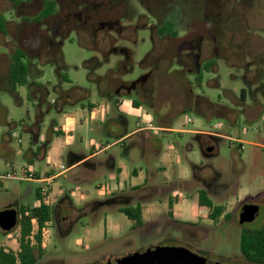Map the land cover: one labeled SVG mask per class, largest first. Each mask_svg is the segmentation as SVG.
<instances>
[{
    "label": "rangeland",
    "instance_id": "374dc122",
    "mask_svg": "<svg viewBox=\"0 0 264 264\" xmlns=\"http://www.w3.org/2000/svg\"><path fill=\"white\" fill-rule=\"evenodd\" d=\"M64 11L71 0H56ZM80 2V0H76ZM205 1L219 6L216 17L220 23V33L227 35L224 49L228 50L231 59L219 62L213 79H217L219 87L213 83H202L194 93L208 101H200L207 117L193 113H181L171 119L169 128L176 131L209 132L221 136L214 145L213 154L205 157L200 149L197 135L178 132H148L150 148L141 151L137 147L130 148L134 142H141L139 135L130 139L118 140L125 132H131L145 125L137 115L124 116L126 126H114L112 120H117L119 114L112 107L111 113L90 115L88 103L102 99L97 95L96 76H103L108 68H112L114 57L110 64L104 63L106 49H95L94 41L84 42L75 32H70L61 40L59 53L61 75L56 67L51 65L50 58H44L39 63L40 71L36 83L41 85L44 102H38L27 95L24 87L14 88L8 81L3 66L0 65V145L5 142L8 150L0 148V174H13L21 177V167L24 163V153L32 150L35 154L42 153V146L48 140L46 155L49 154V167L53 173H58L59 165L69 167V154L87 156L92 146L105 147V153L94 161H103L112 156L117 166L121 165L127 180L124 183L126 193L133 192L129 187L139 185L138 199L129 207L136 206V201L147 202L152 214L145 217L141 228H134L133 222L119 213L124 207L121 202L114 201L107 194L115 182L105 169L99 168L93 177H84L83 166L71 167L51 185V204L66 200L71 209L63 211V216L69 218L65 229L60 232L49 222L45 236V254L47 258L58 259L61 264H97L113 261L118 258L142 252L157 246L177 244L182 239L181 233L189 232L195 237L190 244L196 249L207 250L214 257L236 259L240 258L239 235L242 228L259 229L264 219V0H157L159 9L163 6L173 7L183 15L201 16L206 12ZM27 2V1H26ZM99 1L96 4L99 6ZM0 0V7L3 8ZM42 0H29L22 9V14H36ZM0 8V9H1ZM94 19L106 16L103 9L91 6ZM106 14H110L107 12ZM7 19L9 14L5 13ZM186 26V25H185ZM15 23L7 24L6 37H0V46L4 41L17 39ZM134 61L137 63L133 73L124 77L132 80L138 77L142 61L149 48V36L146 31L137 34ZM231 39V40H230ZM249 41V48L246 40ZM233 42V44L231 43ZM119 41L117 45H124ZM170 46L175 43L171 41ZM157 45H161L160 43ZM0 47V55L3 54ZM58 57V58H59ZM249 63L248 79L252 83L253 96L246 105L257 111L256 115L246 117L237 113L239 91L243 86V63ZM93 70V71H92ZM94 73V78L92 72ZM121 72L117 68L116 72ZM89 73V74H88ZM211 75H205L209 78ZM67 81L62 80L64 78ZM101 84H105L102 79ZM59 89L73 90V97L61 98ZM77 89L90 91L88 97L78 98ZM39 97V96H38ZM125 99V98H124ZM38 114V141L34 143L32 135L26 129L31 127ZM231 118L230 120L227 119ZM190 118L193 122L187 123ZM158 127L157 123L153 124ZM63 127L65 136L50 133L51 129ZM115 127L112 129V127ZM13 137H12V136ZM11 136V137H10ZM224 137V138H222ZM144 143V142H143ZM22 151V154L20 152ZM50 152V153H49ZM35 168L42 171L46 157L38 160L33 158ZM92 163V162H91ZM136 170L138 177L131 174ZM84 177L78 181L77 177ZM215 185L207 192L215 205L224 207L229 215L227 223L219 221L210 226L205 216L201 219L203 225L197 230L182 226L184 223L195 222L191 206L196 202L198 190L205 189L202 181ZM214 184V183H213ZM43 188V184H33L27 181L6 180L0 183V210L17 204V207H35L37 199L35 190ZM176 197V198H174ZM180 202L176 207L175 218L167 215L168 199ZM245 205H255L259 208L251 223L240 226L238 213ZM173 208L171 209L172 212ZM74 211V212H73ZM73 212V213H72ZM117 226V230L106 227L105 222ZM205 222V223H204ZM185 232H183V230ZM65 230V231H64ZM11 236L0 232V248L5 251L18 250V225L10 232ZM177 242V243H176Z\"/></svg>",
    "mask_w": 264,
    "mask_h": 264
},
{
    "label": "flooded vegetation",
    "instance_id": "af4514ba",
    "mask_svg": "<svg viewBox=\"0 0 264 264\" xmlns=\"http://www.w3.org/2000/svg\"><path fill=\"white\" fill-rule=\"evenodd\" d=\"M99 1L101 0H80V2L71 0L64 11L56 0H42L39 11L34 15H27L22 14V9L28 5L29 0H1L3 8L0 7V17L4 22V31H0V37H6L7 24L10 22L15 23L18 30L16 40L12 39L10 43L4 41L0 46L4 51L0 55V65L3 66L2 69L12 87H24L31 99L44 102V89L35 81L40 75L37 66L39 63H44L45 57L50 58L51 65L55 66L58 75H61V70L64 68L59 57L61 40L70 32H75L84 42L94 41L95 49H103V51L106 49L104 63L110 64L111 56L115 58L112 68H108L103 76L95 77L93 70L91 71L93 78L95 77L98 82L97 95L107 102V113H111L112 107L116 109L117 100L129 98L136 110H141L150 117L152 128H168L172 118L186 112L206 118L207 114L201 107L200 101L203 100L207 104L208 101L195 94L194 90L201 87L203 81L219 87L217 79L212 78L216 74L217 65L219 62L223 63L231 59L228 50L224 49L227 35L220 33V23L216 17L219 6L205 1L209 4L205 6L206 12L201 16H190L186 15V12L182 15L180 11L170 6H162L159 9L157 0H102L98 6L96 3ZM47 2L53 4L49 13H46ZM91 6L99 7L110 14L105 13L106 16L100 15L98 20L94 19ZM5 13L9 14V19L5 17ZM139 31L147 32L150 51L138 63L141 71L138 77L125 80L124 77L133 73L137 65L134 57ZM119 41L125 44L117 45ZM171 41L175 43L173 46L169 44ZM245 42L249 48L248 39ZM159 43L160 46L157 45ZM16 56L21 57L22 63L27 65L26 81L23 85H13L11 82L10 69ZM249 65L243 63L244 68L241 69L243 86L239 91V100L234 98L238 105L237 113L247 118L257 114L255 109H250L246 105L247 99L253 96L252 83L247 77L250 73ZM117 68H121L122 71L116 72ZM205 75L211 76L207 78ZM63 79L67 81L65 77ZM102 79L105 84H101ZM77 91H79L78 98L90 95L87 89H77ZM59 92L58 95L63 99L75 96L73 90L59 89ZM135 103L138 105L135 106ZM118 114L117 120L112 121L124 127L126 125L124 114ZM227 119L231 118L227 117ZM154 123L159 126H154ZM38 128L39 121L36 114L34 123L26 129L27 133L32 135L34 143L38 138L36 135ZM203 133L204 136L197 135V139L200 142L201 152L205 157H209L221 137L209 132ZM202 185L205 187L202 190L206 192H210V188L216 186L214 179H211L210 183L202 181ZM51 205L53 225L63 232L61 225L66 229L70 222L67 221L69 218L63 216V211L68 212L71 208L65 199ZM4 209H15L18 220L17 204L4 207L0 211ZM205 218L210 222V226L217 225L220 220L224 223L230 221L225 211L216 223L209 220L207 215ZM201 225H203L202 219L197 218L195 222L182 226L197 230ZM182 230L185 232L184 229ZM181 234L183 237L177 241L178 243L176 242L177 244L165 247H182L199 257L194 261L189 260L187 264H263L249 261L241 255L236 259L214 257L209 251L196 249L190 244L189 241H192L196 233L194 237L190 236L189 232ZM42 245L45 248L44 244ZM124 257L107 262L115 264ZM42 258L37 259L34 264H61L58 259L42 260ZM104 263L106 262L97 264Z\"/></svg>",
    "mask_w": 264,
    "mask_h": 264
},
{
    "label": "trees",
    "instance_id": "16d2710c",
    "mask_svg": "<svg viewBox=\"0 0 264 264\" xmlns=\"http://www.w3.org/2000/svg\"><path fill=\"white\" fill-rule=\"evenodd\" d=\"M46 13L51 11L52 2H47ZM171 29V28H170ZM0 31H4V22L0 17ZM27 65L22 63L21 57H14L13 64L10 69V77L13 85H23L26 81ZM138 105L135 103V106ZM61 136L60 131L55 133ZM47 145V143L45 144ZM41 188L35 190V195L39 205L29 207H19L18 209V250L5 251L0 248V264H34L37 259L44 255V248L41 243L40 230L46 222H51L53 218L52 205H44L42 203ZM198 206L206 208L208 211L207 218L212 222H218L220 216L225 211L221 205H215L209 198L205 190H198L196 193ZM172 200L168 201L167 215L173 220ZM119 213L133 222L134 228H141L143 220L141 215L140 205L134 207L119 208ZM32 221H35L37 230L32 233ZM184 223L183 225H187ZM30 237L32 239H30ZM239 251L240 255L245 259L254 263L264 264V219L262 226L259 229L242 228L239 235Z\"/></svg>",
    "mask_w": 264,
    "mask_h": 264
},
{
    "label": "crops",
    "instance_id": "0c3cea01",
    "mask_svg": "<svg viewBox=\"0 0 264 264\" xmlns=\"http://www.w3.org/2000/svg\"><path fill=\"white\" fill-rule=\"evenodd\" d=\"M107 102L104 99H96L93 100L91 102L88 103L87 109L89 114L91 115H98V114H102L104 113V117L109 115L110 113H107ZM116 111L118 113H122L124 114V116H130V115H137L140 116V118L143 119V122L145 123L144 126L142 127H138L137 129L131 131V132H125L118 140H116L115 142H119L122 139H130L135 135H139V138L141 139V142H134L130 145V148L133 147H137L139 148L141 151H143L144 147L145 149L150 148V145L147 143L149 138L148 132H153V131H160V132H178V133H185V134H192V135H198V136H204L203 132H199L198 129H195L193 131H176L173 130L171 128H167V127H160V128H148L147 126V122L150 120V117L146 114L143 113L141 110H136L134 108V106L132 105V101L129 98H120L119 100L116 101ZM112 123H114V126H117L118 123H116V121H112ZM112 127V129H114L115 127ZM126 126V125H125ZM60 131V133H62L61 136H65L66 135V130L61 127V126H57L54 129L50 130V133H56ZM38 134V132H37ZM36 134V135H37ZM12 136V135H11ZM10 136V137H11ZM13 137V136H12ZM221 137V136H220ZM224 138V137H222ZM38 141V138H37ZM144 142V143H143ZM49 143V140L48 142ZM47 145H43L42 146V153H38L35 154L32 150H29V152L24 153V165H28L30 166L36 173V176L41 177L42 175H49L52 173V169L49 167V154L46 155V147ZM109 145H106L105 147H95L92 146L91 148V152L89 155L87 156H83L81 154H74V153H70L69 154V163L70 166L69 167H76V166H80V165H85L83 168V171L85 173L84 177H93L94 174L96 173L97 169L102 168L105 169L106 171H108V173L110 174V178L111 180H113V182H115V186L112 188V190L107 191V194L104 193V195L106 196H110L112 199L110 200L111 202L114 201H119L121 202V205H123L124 207H129V205L138 199V192L137 194L135 193L136 189H138L140 186L139 185H133L130 186L129 189L130 190H134L133 192L130 193H126L124 190V183L127 180L126 174L123 171V167L121 165L117 166L115 164V160L112 156H108L105 160H101V161H97L95 162L94 160L98 158V156H100L101 154L105 153V150L108 148ZM0 148L4 149L5 151L8 150L7 145L5 142H3L0 145ZM50 153V152H49ZM20 154H22V151L20 152ZM43 157H46V164L45 167L43 168L42 171L38 170L35 168V164L33 161V158L35 159H42ZM92 162V163H91ZM131 174L135 175L136 177H138V174L136 170H133L131 172ZM84 177H77L78 181H82V178ZM31 183V182H28ZM35 184V183H33ZM39 185V184H36ZM176 198V197H174ZM171 200V198L168 199V201ZM138 205H140L141 207V215H142V220L143 222L145 221V217L152 214V209L149 207V204L147 202H145L146 204H143L141 201H136ZM180 202H172V214H173V219L175 218V214H176V207H180ZM167 207H168V202H167ZM191 210H192V214L193 217L196 218H202L203 216H206L208 214V211L206 208L200 207L198 206L197 203V198H196V202L191 206ZM106 227L108 226V228H112L114 230H117V226H111L110 223L105 222Z\"/></svg>",
    "mask_w": 264,
    "mask_h": 264
},
{
    "label": "water",
    "instance_id": "95a60500",
    "mask_svg": "<svg viewBox=\"0 0 264 264\" xmlns=\"http://www.w3.org/2000/svg\"><path fill=\"white\" fill-rule=\"evenodd\" d=\"M258 211L259 208L255 205H245L240 208L238 217L239 224L251 223ZM16 226L17 212L15 209H4L0 211V231L3 234L10 233ZM194 259H199V257L185 248L157 246L125 256L115 264H169L171 262L187 264L189 260L194 261ZM104 264L112 263L106 262Z\"/></svg>",
    "mask_w": 264,
    "mask_h": 264
},
{
    "label": "built area",
    "instance_id": "2783aa9c",
    "mask_svg": "<svg viewBox=\"0 0 264 264\" xmlns=\"http://www.w3.org/2000/svg\"><path fill=\"white\" fill-rule=\"evenodd\" d=\"M193 121L188 118L187 119V123L191 124ZM147 126L148 128H151V123L150 121L147 122ZM71 167H64L63 165H59L58 169L59 172L58 173H51L49 175H42L41 177L36 176L35 171L28 165H22L21 167V177L17 178L16 176H14L13 174H0V183L2 181H6V180H18V181H27V182H31V183H35V184H43L44 187L40 189L41 194H42V203L44 205H51V197H50V193H51V189H50V185L56 180L58 179L60 176H62L65 172H67ZM37 205H39V202H37ZM32 233L31 236L34 234V232L37 230L35 221H32ZM48 227H49V222H46L44 224V226L41 228L40 230V236H41V243L43 244L45 241V236L46 233L48 232ZM11 234L8 233L6 234V237H10ZM30 239H32L30 237Z\"/></svg>",
    "mask_w": 264,
    "mask_h": 264
}]
</instances>
